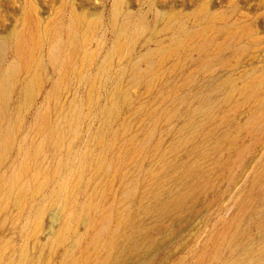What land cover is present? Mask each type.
<instances>
[{"label":"rangeland","instance_id":"1","mask_svg":"<svg viewBox=\"0 0 264 264\" xmlns=\"http://www.w3.org/2000/svg\"><path fill=\"white\" fill-rule=\"evenodd\" d=\"M0 264H264V0H0Z\"/></svg>","mask_w":264,"mask_h":264},{"label":"bare ground","instance_id":"2","mask_svg":"<svg viewBox=\"0 0 264 264\" xmlns=\"http://www.w3.org/2000/svg\"><path fill=\"white\" fill-rule=\"evenodd\" d=\"M30 10V9H29ZM29 14V13H28ZM27 17V16H26ZM77 20H76V24L78 27H82L83 26V22L86 21L84 20L82 22V15L80 16H76ZM25 19V18H24ZM28 20V19H27ZM85 24V23H84ZM91 24V23H90ZM97 24V23H93ZM92 26L89 25V28H91ZM33 34V33H32ZM199 34V33H198ZM22 35L24 36V34L22 33ZM33 36V35H32ZM89 36V30L85 31L84 34V38H88ZM82 37V35H81ZM21 39V38H20ZM87 40V39H86ZM20 44L23 41V38L20 40ZM84 44V43H83ZM19 46V45H18ZM180 46V45H179ZM35 49H33L34 52ZM172 51V50H171ZM174 53V52H173ZM34 55V54H33ZM34 57V56H33ZM30 58V64H32V55ZM34 59V58H33ZM37 64V62H36ZM34 66V65H33ZM32 66V67H33ZM32 79V78H31ZM36 80H37V76H36ZM38 84V82H37ZM254 85V84H253ZM253 85H250L253 87ZM255 88V86H254ZM255 91V90H254ZM253 91V92H254ZM250 92V91H249ZM3 104V103H2ZM188 174V173H187ZM190 174V173H189ZM190 177H192V174H190ZM190 187V183L188 184ZM189 188H186L183 192L177 193L172 195L171 197H169L168 199L164 200L156 209V212L158 215L160 216H165L166 214H168L169 212H171L172 210H176V209H182L184 207H186V203H194V201L196 200L197 196L195 195V190L194 191H188ZM190 200V201H188ZM188 201V202H187ZM193 206V205H192ZM191 206V207H192ZM182 211V210H181ZM130 223V222H129ZM131 225V224H130ZM163 229V228H162ZM148 232L144 229L142 232H133L132 234H129L126 236V238L124 239V248L123 251L121 253H123L122 255H119L120 261L122 263L126 262L127 258L129 255L135 253L137 250V248L140 246L141 241H143L144 239H146L148 237ZM152 234V233H151ZM143 244V243H142ZM145 253V252H144Z\"/></svg>","mask_w":264,"mask_h":264}]
</instances>
